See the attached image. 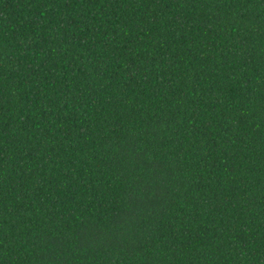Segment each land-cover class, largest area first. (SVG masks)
<instances>
[{"label": "trees", "instance_id": "trees-1", "mask_svg": "<svg viewBox=\"0 0 264 264\" xmlns=\"http://www.w3.org/2000/svg\"><path fill=\"white\" fill-rule=\"evenodd\" d=\"M0 264H264V0H0Z\"/></svg>", "mask_w": 264, "mask_h": 264}]
</instances>
